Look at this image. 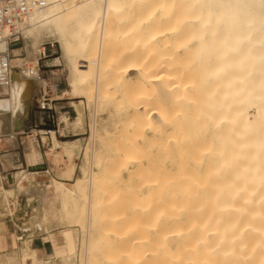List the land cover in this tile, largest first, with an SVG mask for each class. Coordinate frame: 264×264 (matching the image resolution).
<instances>
[{"label": "bare ground", "instance_id": "obj_1", "mask_svg": "<svg viewBox=\"0 0 264 264\" xmlns=\"http://www.w3.org/2000/svg\"><path fill=\"white\" fill-rule=\"evenodd\" d=\"M20 37L28 67L0 41V141L12 148L45 83V38L58 43L69 92L90 117L71 182L33 188V172L18 168L4 187L0 171L9 210L15 192L36 190L41 203L52 186L67 224L62 242L51 239L63 263L79 248L78 264H264V0H44ZM53 147L70 174L68 141ZM10 159L0 154V170ZM35 251L22 240L20 262L39 263Z\"/></svg>", "mask_w": 264, "mask_h": 264}, {"label": "rangeland", "instance_id": "obj_2", "mask_svg": "<svg viewBox=\"0 0 264 264\" xmlns=\"http://www.w3.org/2000/svg\"><path fill=\"white\" fill-rule=\"evenodd\" d=\"M40 43L41 44L39 45V47L41 48V46H43V48H41L42 52L40 51V53L37 54V57H39L38 72L39 75L45 79V83L44 85L42 84L38 86V89L36 91L37 93H34V95L32 96L26 116L22 120V127L16 129L18 132H16L15 134V138L13 139L14 143L11 145V147L12 148L15 147L17 145V141H21L22 143L21 149L23 150L25 149L24 151L26 150L29 151L31 147H33L39 153V149L37 147V143L39 141V143H43L46 149L44 157L47 158L50 154H52V152L53 153L55 152L54 150L52 151L51 149L55 139L59 141L67 140L69 144V148L73 153V159L67 160V163L71 165V170L69 172L70 174L66 176L61 174L60 166L63 165L62 164L63 161L62 160L54 161L53 157L55 154L51 156L50 162L47 159V162H43L40 164H33L29 166V170H37L34 171V173H53L54 174L53 176L57 175L62 178H66L64 181L69 183L79 173V166L82 162V156L84 150L83 147L85 146V142L89 134L90 117H89L88 109L85 108L84 98L77 97L69 92V84L67 81L66 72L64 70V61L60 56V49L58 43L54 41L52 38H45ZM9 47L10 48L15 47L19 49L18 56L21 57L22 59L18 63V65L24 67H28L32 65V63L29 60H26V58L31 57V55L33 56V54H30L26 51L24 40L21 37H19V39L16 40V42L11 43ZM10 52L8 55L9 58L10 57L14 58V56L11 55L12 52L11 53ZM55 57H59V59H61L60 64L57 65V63H55L56 62ZM9 67H11L12 69L17 68V66L14 65H10ZM55 95H67L68 97H71L72 98L71 99L72 101L70 102L71 106H68V104L61 103L60 104L61 106H59V104H56L55 106H51L49 108L48 104L46 103L47 100L44 97L46 96L52 97ZM41 103H43L44 105L43 108L41 107L42 105ZM5 126L6 125H4L0 121V138L6 135ZM44 126L54 130L47 131L43 128ZM26 139L28 140L27 142ZM1 141L3 142V144ZM1 141H0V146L2 147L3 145V147L2 148L0 147V153L8 152L9 150H7L8 149L7 143L4 140ZM75 141H77L79 144L77 142L76 144L73 143ZM58 149H60V147ZM64 155L65 153L61 152V156L63 160H66V155L65 156ZM17 170L18 169L11 170L12 173H14V179L3 184L4 187H10L14 185L13 180H15V175L17 173ZM45 175L40 174V176H36L35 174V176H33V174H31V179H33V183L34 184L37 183L38 185L34 188L40 189L41 187H43L42 183H47L48 181L53 180V178H51L49 174L46 176ZM45 177H46V181H43ZM55 180L56 182L51 183V185L56 188H59V184L57 183L58 180L57 179ZM139 180L140 179H137V182ZM134 182H136V180H134ZM52 186L45 187V193L47 198L45 197V200L42 201L41 203L38 202L39 192L36 190L30 193H26L24 191L15 192L14 195L9 198L10 210L6 207V204H4L5 202L0 190V233H1L0 264H22L19 259V252H21L22 240L24 239H29L30 240L29 243L31 244V246L36 247L35 253L37 255V258H39L38 261L40 260L39 263L37 264L63 263V261L53 253L51 239L54 238L56 242H62L61 239L62 237L60 235V232L63 228H65L64 226H66L67 224L60 217L61 212L58 211L60 210V201L52 194L51 192ZM47 193H50L49 196L51 197V199L49 196H47L48 195ZM21 196L22 199H20ZM53 197L55 198V200ZM27 202L29 203L28 206L26 205ZM55 203L58 205L56 206ZM35 204H37L38 207L41 204L42 205L40 206L41 210L40 208L35 206ZM18 206L20 208H23V210L20 212H16L17 209L16 207ZM33 206H35L36 208ZM45 206L47 207L45 208ZM52 206L54 207V211ZM50 209L51 212H49ZM45 210L48 213L44 218L43 213ZM49 214L50 215L53 214L52 215L53 217L50 216ZM12 219L15 222H13ZM40 221L42 223L41 228L36 227L35 226L36 223L38 222L40 223ZM43 221L45 223H43ZM43 227H45V230ZM71 227L75 228V226H71ZM75 234L77 235V238L80 239L81 234H79L77 231L75 232ZM153 235H155V233ZM17 236H21V237L17 238ZM153 245H154L153 242H152V246H150L149 244L148 245L150 246L149 249H151ZM78 252H79V248L77 249L76 257H74L75 261H70L63 264H71V263L74 264L73 262H75V264H78V262H76V260L78 261L77 259ZM4 258L6 261L4 260ZM52 259H54V261H52ZM27 263L30 264L31 259H28Z\"/></svg>", "mask_w": 264, "mask_h": 264}, {"label": "crops", "instance_id": "obj_3", "mask_svg": "<svg viewBox=\"0 0 264 264\" xmlns=\"http://www.w3.org/2000/svg\"><path fill=\"white\" fill-rule=\"evenodd\" d=\"M13 48V47H12ZM38 58V57H37ZM39 70V69H38ZM44 98H46V100H47V104H48V107L50 108L51 106H55L56 104H59V106H61L60 104L61 103H63V104H68V106H71L70 105V102L72 101L71 99V97H68L67 95H55V96H52V97H50V96H46V97H44ZM30 105V104H29ZM29 107V106H28ZM27 111H28V109H27ZM27 111H26V113H27ZM26 116V115H25ZM24 116V117H25ZM24 117L22 118V120L24 119ZM22 120L19 122V123H17L14 127H13V129H18L19 127H22ZM45 124V123H44ZM47 125V124H46ZM17 126V127H16ZM6 127V129H7V126H5ZM45 130H47V131H49V130H54V129H51V128H49V127H46V126H44L43 127ZM5 129V130H6ZM60 142H62V141H60ZM21 141H17V145L15 146V147H13V148H11V149H7V150H9L8 152H10L11 153V162H13L12 163V165H10V166H7L5 169H2L1 168V172H4V173H1V184L3 185V184H5V183H7V182H9L10 180H12V179H14V173H12V171L11 170H13V169H18V168H22V169H25L26 171H28V172H33L32 174H33V176H35V174H36V176H40V174H42V175H50L51 176V178H53V179H57V180H65L66 178H62V177H60V176H53L54 174L53 173H34V171H37V170H29V166H31V165H33V164H40V163H43V162H47V159H48V161L50 162V158H51V156L52 155H54L56 152H58L59 151V147H51V149H52V151L54 150L55 152L53 153L52 152V154H50L47 158L46 157H44L45 156V152H46V149H45V147H44V145H43V143H39V141H38V143H37V147H38V149H39V156H40V159H37L36 161H34V162H30V161H28V156H27V154H26V151H24L23 149H21ZM35 150V149H34ZM2 153H6V152H1L0 154H2ZM32 163V164H31ZM45 175V176H46ZM56 177V178H55ZM43 181H46V177L44 178V180ZM32 182H33V179H32ZM33 188L34 187H36V186H38L37 185V183L36 184H34L33 183ZM20 199H22V196L20 197ZM28 202H27V206H28ZM17 209H16V212H20V211H22L23 210V208H20L19 206L18 207H16ZM22 217V216H21ZM12 221L13 222H15L13 219H12ZM18 223H19V221H18ZM22 223V222H21ZM0 236H1V233H0ZM21 236H17V238H20ZM30 241V240H29ZM30 244V243H29ZM30 246H31V244H30ZM32 247V246H31ZM35 250H36V247H33Z\"/></svg>", "mask_w": 264, "mask_h": 264}, {"label": "built area", "instance_id": "obj_4", "mask_svg": "<svg viewBox=\"0 0 264 264\" xmlns=\"http://www.w3.org/2000/svg\"><path fill=\"white\" fill-rule=\"evenodd\" d=\"M43 4L44 0H0V41L5 40L8 46L16 42L28 12Z\"/></svg>", "mask_w": 264, "mask_h": 264}]
</instances>
